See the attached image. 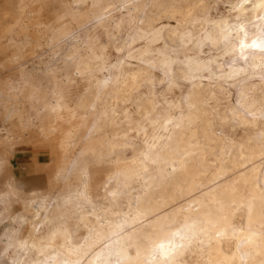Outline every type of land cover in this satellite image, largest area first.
I'll use <instances>...</instances> for the list:
<instances>
[{"label": "clouds", "instance_id": "1", "mask_svg": "<svg viewBox=\"0 0 264 264\" xmlns=\"http://www.w3.org/2000/svg\"><path fill=\"white\" fill-rule=\"evenodd\" d=\"M0 264H264V0H0Z\"/></svg>", "mask_w": 264, "mask_h": 264}, {"label": "rangeland", "instance_id": "2", "mask_svg": "<svg viewBox=\"0 0 264 264\" xmlns=\"http://www.w3.org/2000/svg\"><path fill=\"white\" fill-rule=\"evenodd\" d=\"M30 149H32V151H30ZM28 164H32L33 167L38 168L41 165V160L32 145H21L20 148L17 149L13 165L14 167L19 166L20 168H23Z\"/></svg>", "mask_w": 264, "mask_h": 264}]
</instances>
